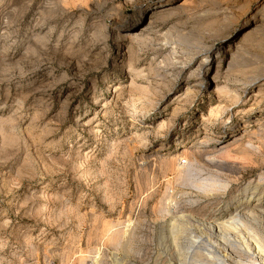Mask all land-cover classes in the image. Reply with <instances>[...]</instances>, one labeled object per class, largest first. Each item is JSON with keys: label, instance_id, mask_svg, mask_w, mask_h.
<instances>
[{"label": "rangeland", "instance_id": "rangeland-1", "mask_svg": "<svg viewBox=\"0 0 264 264\" xmlns=\"http://www.w3.org/2000/svg\"><path fill=\"white\" fill-rule=\"evenodd\" d=\"M250 180L264 0H0V264H147L171 192Z\"/></svg>", "mask_w": 264, "mask_h": 264}, {"label": "bare ground", "instance_id": "bare-ground-1", "mask_svg": "<svg viewBox=\"0 0 264 264\" xmlns=\"http://www.w3.org/2000/svg\"><path fill=\"white\" fill-rule=\"evenodd\" d=\"M126 35L130 38V34ZM258 66H252V70ZM242 68L245 69L240 66L239 69L226 71L237 72L252 84L263 77L260 71L248 73L249 70ZM235 98L237 100L238 95ZM217 165L219 169L232 170L221 161ZM182 174L179 177L192 184L189 176L187 178ZM190 184L188 187H191ZM199 189L201 187L198 185ZM195 191L179 190L176 195L173 193L175 196L171 192V196L163 200L166 202L157 206L156 211L161 216L154 224L156 250L147 264H264V204L259 203L260 198L254 201L257 194L264 192V185L254 184L250 180L240 187L231 200L224 198V193L207 192L205 196L202 194L204 199L208 197L203 203L198 200L203 192ZM178 195L182 196L181 205L176 201ZM127 232L126 236L125 232L116 234L113 241L116 245L123 241L121 249L129 253L132 232ZM122 264L137 263L126 258Z\"/></svg>", "mask_w": 264, "mask_h": 264}]
</instances>
